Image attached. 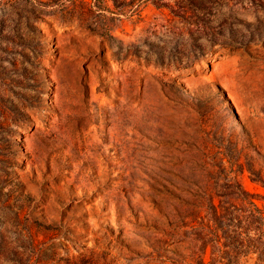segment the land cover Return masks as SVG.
<instances>
[{
  "label": "rangeland",
  "instance_id": "1",
  "mask_svg": "<svg viewBox=\"0 0 264 264\" xmlns=\"http://www.w3.org/2000/svg\"><path fill=\"white\" fill-rule=\"evenodd\" d=\"M257 177L264 0H0V264H209Z\"/></svg>",
  "mask_w": 264,
  "mask_h": 264
},
{
  "label": "trees",
  "instance_id": "2",
  "mask_svg": "<svg viewBox=\"0 0 264 264\" xmlns=\"http://www.w3.org/2000/svg\"><path fill=\"white\" fill-rule=\"evenodd\" d=\"M264 185V179H254ZM248 205L240 213L228 211L223 215L227 222H220L225 250L214 247L209 264H241L242 260L256 258V264H264V207H259L247 194ZM252 198V199H251ZM251 199V200H250ZM200 264H206L201 262Z\"/></svg>",
  "mask_w": 264,
  "mask_h": 264
},
{
  "label": "bare ground",
  "instance_id": "3",
  "mask_svg": "<svg viewBox=\"0 0 264 264\" xmlns=\"http://www.w3.org/2000/svg\"><path fill=\"white\" fill-rule=\"evenodd\" d=\"M127 129V128H126ZM128 139L127 138H125V141H127ZM114 143H116L117 144V142H116V140H115V138L112 136V137H109V144H114ZM84 147V146H83ZM85 150L87 149V148H84ZM84 149H82V150H84ZM81 150V151H82ZM85 152V151H84ZM90 162H95V160H89V159H86L85 160V163L86 164H89ZM127 191L129 192V191H132V189H131V185L129 184V185H127ZM127 193V192H126ZM17 229V228H16ZM17 231V230H16Z\"/></svg>",
  "mask_w": 264,
  "mask_h": 264
}]
</instances>
